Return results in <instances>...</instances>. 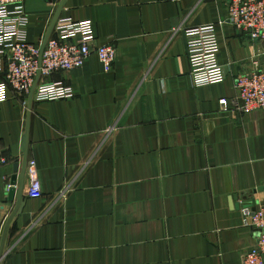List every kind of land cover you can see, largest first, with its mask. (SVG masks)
<instances>
[{
	"label": "crops",
	"instance_id": "crops-1",
	"mask_svg": "<svg viewBox=\"0 0 264 264\" xmlns=\"http://www.w3.org/2000/svg\"><path fill=\"white\" fill-rule=\"evenodd\" d=\"M61 1H25L32 44ZM230 2L66 0L60 18L91 21L96 46L113 45L117 59L107 72L93 54L45 81L71 99L30 109V95L11 90L0 104V249L28 115L27 165L42 186L29 197L26 173L0 264H242L259 237L249 217L264 202V112L221 102L237 96L238 77L264 69V41L219 24ZM211 24L226 79L196 87L183 33Z\"/></svg>",
	"mask_w": 264,
	"mask_h": 264
},
{
	"label": "built area",
	"instance_id": "built-area-1",
	"mask_svg": "<svg viewBox=\"0 0 264 264\" xmlns=\"http://www.w3.org/2000/svg\"><path fill=\"white\" fill-rule=\"evenodd\" d=\"M26 0H0V104L15 95L27 97L33 88V99L38 102L71 99L75 92L61 82H45L59 72L83 68L96 54L107 72L113 69L117 49L111 44L96 46V35L91 21L59 18L53 36L44 49L29 41V15ZM229 23L252 41H264V0H231L227 18ZM191 76L196 87L217 85L226 79L224 67L218 59L219 42L216 25H205L185 31ZM237 96L221 102L222 111L232 106L235 113L264 112V69L256 68L238 77ZM9 159L0 153V166ZM29 185L27 195L39 198L42 186L37 165H27ZM249 226L259 232L256 245L244 254L242 264H264V202L250 213Z\"/></svg>",
	"mask_w": 264,
	"mask_h": 264
},
{
	"label": "water",
	"instance_id": "water-1",
	"mask_svg": "<svg viewBox=\"0 0 264 264\" xmlns=\"http://www.w3.org/2000/svg\"><path fill=\"white\" fill-rule=\"evenodd\" d=\"M65 3H66V0L61 1L60 6L58 8V11L56 12V15L52 21V24L48 30V33L44 39L42 49L45 48L47 42L49 41L51 34L54 31L55 25L61 16V12L65 6ZM183 34L186 36L185 32ZM34 89H35V87L33 88L32 92L30 94V109H31L32 102H33ZM29 120H30V115H28L26 133H25L23 140H22V153L24 155L22 170L19 173V165L16 164L15 168H14V176L12 177L11 182H10V189L8 192V198L11 202L16 201V208L14 209L13 214L11 215V217L8 221L7 227H6L4 235H3L1 249H0V260L2 259L3 255H4V249H5V244H6V240H7L9 225H10L11 221L13 220V218L22 212L23 207H24V196H23L24 193L23 192H24V187H25V182H26V170H27V162H28ZM255 210H256V208L253 209V212Z\"/></svg>",
	"mask_w": 264,
	"mask_h": 264
}]
</instances>
